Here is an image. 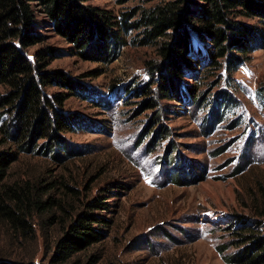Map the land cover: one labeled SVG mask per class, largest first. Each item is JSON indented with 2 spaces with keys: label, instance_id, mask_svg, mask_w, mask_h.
Listing matches in <instances>:
<instances>
[{
  "label": "rangeland",
  "instance_id": "obj_1",
  "mask_svg": "<svg viewBox=\"0 0 264 264\" xmlns=\"http://www.w3.org/2000/svg\"><path fill=\"white\" fill-rule=\"evenodd\" d=\"M154 1L83 2L118 18L121 11ZM32 7L41 39L25 49L27 55L54 48L46 68L79 78L85 88L61 101L77 122L73 131L61 132L65 147L53 146L46 154L20 151L7 167L8 180L29 175L52 181L47 192L54 202L34 220L31 237L11 240L0 227V255L17 249L27 258L36 249L34 260L47 262L74 213L100 196L107 203L100 211L108 218L105 235L72 256L77 264H238L223 259L249 243L251 238L242 243L244 235L237 232L264 235L258 211L264 187V49L246 52L230 73L204 54L181 77L193 87L192 95L158 97L151 92L156 75L149 73L159 58L157 39L140 44V27H130L119 30L125 43L110 59L84 58L53 31L39 6ZM190 7L198 14L202 3ZM191 36L192 49L206 52ZM222 90L232 100L217 102ZM7 117L0 114V123ZM9 146L14 148L6 139L0 149Z\"/></svg>",
  "mask_w": 264,
  "mask_h": 264
},
{
  "label": "trees",
  "instance_id": "obj_2",
  "mask_svg": "<svg viewBox=\"0 0 264 264\" xmlns=\"http://www.w3.org/2000/svg\"><path fill=\"white\" fill-rule=\"evenodd\" d=\"M83 1L0 0V85L4 88L0 93V114L8 113L4 121L1 119L0 145L6 139L14 144V148L0 149V227L11 240L34 235V220L54 199L47 192L52 181L32 180L29 175L8 180L6 169L20 151L46 154L53 146L54 150L65 147L61 132L73 131L77 122L73 113L62 110L61 101L85 88L79 78L46 68L54 48L43 46L32 57L27 55L25 49L41 39L32 6H39L53 31L84 58L110 59L125 43L119 30L127 32L130 27H140V44L157 39L159 58L150 65L149 73L151 77L156 75V89L151 92L158 97L178 100L183 92L192 95L193 87L181 82V77L185 70L193 69V59L204 54L215 68L222 64L230 73L242 63L246 52L264 49V0H155L149 6L134 5L121 11L118 18L108 9ZM194 1L202 3L198 14L190 7ZM238 17H255L260 23ZM192 33L203 42L206 52L192 49ZM51 85L62 89L46 92L44 88ZM215 99L225 103L232 97L222 90ZM259 192L262 207L258 211L264 215V187ZM102 209H107V203L100 196L87 199L55 239L47 262L34 260L36 249L27 253V258L15 249L0 255V264H77L79 261L72 256L105 235L103 227L108 218L100 214ZM246 232L237 233L244 235L242 243L244 238H251L249 243L223 259L229 263L264 264V235Z\"/></svg>",
  "mask_w": 264,
  "mask_h": 264
}]
</instances>
